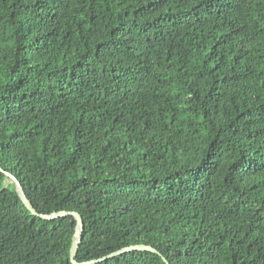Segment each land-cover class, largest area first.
Listing matches in <instances>:
<instances>
[{"label": "trees", "instance_id": "1", "mask_svg": "<svg viewBox=\"0 0 264 264\" xmlns=\"http://www.w3.org/2000/svg\"><path fill=\"white\" fill-rule=\"evenodd\" d=\"M0 166L79 262L264 264V0H0ZM5 171L0 264H74Z\"/></svg>", "mask_w": 264, "mask_h": 264}, {"label": "water", "instance_id": "2", "mask_svg": "<svg viewBox=\"0 0 264 264\" xmlns=\"http://www.w3.org/2000/svg\"><path fill=\"white\" fill-rule=\"evenodd\" d=\"M0 170L1 171H5L1 166H0ZM11 178V180H13L15 182L16 185V189L17 192L20 196V198L22 199V201L24 202V204L27 206V208L32 211V213L34 215H37L39 217H42L44 219H55L61 216H69V215H73L76 220H77V225H76V231L75 234L73 236V241H72V245H71V249H70V259L74 264H94L100 261H103L105 259L114 257V256H118L124 253H127L129 251H133V250H150V251H154L157 252L161 255V253L154 248L151 245H147V244H133V245H129V246H125L117 251H114L106 256H103L101 258L98 259H92V260H88V261H83V262H79L77 260V255H78V250L79 247L81 245L82 239H83V233L85 230V224H84V219L83 216L80 212L78 211H73V210H61V211H57V212H53V213H49V214H43L37 211V209L34 207L33 203L31 202V200L29 199V197L27 196L24 186L22 185L21 181L12 173H9L7 171H5ZM163 259L170 264V262L166 259V257L163 256Z\"/></svg>", "mask_w": 264, "mask_h": 264}]
</instances>
